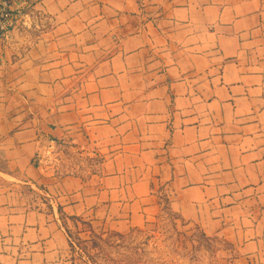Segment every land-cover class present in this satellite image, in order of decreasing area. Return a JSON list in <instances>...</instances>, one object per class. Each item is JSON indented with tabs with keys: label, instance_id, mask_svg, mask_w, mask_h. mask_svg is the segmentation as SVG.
I'll use <instances>...</instances> for the list:
<instances>
[{
	"label": "crops",
	"instance_id": "crops-1",
	"mask_svg": "<svg viewBox=\"0 0 264 264\" xmlns=\"http://www.w3.org/2000/svg\"><path fill=\"white\" fill-rule=\"evenodd\" d=\"M29 1L0 42V264H75L61 212L125 233L164 204L264 264V0Z\"/></svg>",
	"mask_w": 264,
	"mask_h": 264
},
{
	"label": "rangeland",
	"instance_id": "rangeland-1",
	"mask_svg": "<svg viewBox=\"0 0 264 264\" xmlns=\"http://www.w3.org/2000/svg\"><path fill=\"white\" fill-rule=\"evenodd\" d=\"M61 151L65 159L79 164L67 148ZM89 162L79 166L92 171ZM61 219L75 264H238L227 242L203 234L165 204L152 221L125 233L95 231L84 222Z\"/></svg>",
	"mask_w": 264,
	"mask_h": 264
},
{
	"label": "built area",
	"instance_id": "built-area-1",
	"mask_svg": "<svg viewBox=\"0 0 264 264\" xmlns=\"http://www.w3.org/2000/svg\"><path fill=\"white\" fill-rule=\"evenodd\" d=\"M32 10L33 6L29 0H20L18 4L15 0H0V42L9 41L14 29L28 26ZM41 159L42 157L37 162Z\"/></svg>",
	"mask_w": 264,
	"mask_h": 264
},
{
	"label": "trees",
	"instance_id": "trees-1",
	"mask_svg": "<svg viewBox=\"0 0 264 264\" xmlns=\"http://www.w3.org/2000/svg\"><path fill=\"white\" fill-rule=\"evenodd\" d=\"M61 215H62V217H64L65 215L61 212ZM66 217H68L69 219H71V220H73V221H81V222H84V223H86V224H88L89 226H90V224L89 223H87V222H85V221H83V220H81L79 217H77V216H66ZM66 229V228H65ZM67 231V230H66ZM67 233H68V231H67Z\"/></svg>",
	"mask_w": 264,
	"mask_h": 264
}]
</instances>
